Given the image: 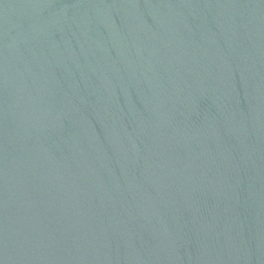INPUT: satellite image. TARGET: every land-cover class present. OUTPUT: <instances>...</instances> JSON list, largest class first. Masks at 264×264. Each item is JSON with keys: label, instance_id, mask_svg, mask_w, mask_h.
<instances>
[{"label": "water", "instance_id": "obj_1", "mask_svg": "<svg viewBox=\"0 0 264 264\" xmlns=\"http://www.w3.org/2000/svg\"><path fill=\"white\" fill-rule=\"evenodd\" d=\"M95 264H264V0H89Z\"/></svg>", "mask_w": 264, "mask_h": 264}]
</instances>
